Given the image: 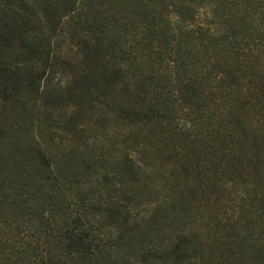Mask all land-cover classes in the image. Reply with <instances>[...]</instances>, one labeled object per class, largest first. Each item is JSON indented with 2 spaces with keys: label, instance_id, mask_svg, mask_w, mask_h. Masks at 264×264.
Instances as JSON below:
<instances>
[{
  "label": "trees",
  "instance_id": "1",
  "mask_svg": "<svg viewBox=\"0 0 264 264\" xmlns=\"http://www.w3.org/2000/svg\"><path fill=\"white\" fill-rule=\"evenodd\" d=\"M0 264H264V0H0Z\"/></svg>",
  "mask_w": 264,
  "mask_h": 264
}]
</instances>
